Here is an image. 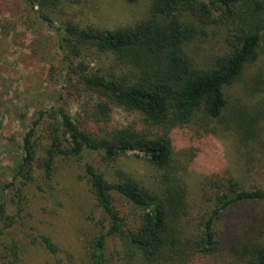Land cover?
<instances>
[{"label":"trees","instance_id":"1","mask_svg":"<svg viewBox=\"0 0 264 264\" xmlns=\"http://www.w3.org/2000/svg\"><path fill=\"white\" fill-rule=\"evenodd\" d=\"M25 1L63 34L66 79L56 106L38 112L25 134L12 182L0 184V264H28L25 248L6 238L15 227L28 247L60 254L51 238L22 223L25 192L38 175L41 184L52 182L64 162H80L87 151L108 163L143 157L153 181L119 169L110 182L82 164L104 218L81 238L80 257L69 253L55 264H264V184L215 180L193 218L170 137L189 125L214 131V124L233 135L247 165L264 166V0H152L147 18L106 31L58 26L49 10L61 0ZM211 27L226 29L227 49L197 66L191 48ZM91 52L111 58L110 67L91 71L84 62ZM65 98L78 103L77 114ZM115 110L131 120L116 123Z\"/></svg>","mask_w":264,"mask_h":264},{"label":"rangeland","instance_id":"2","mask_svg":"<svg viewBox=\"0 0 264 264\" xmlns=\"http://www.w3.org/2000/svg\"><path fill=\"white\" fill-rule=\"evenodd\" d=\"M151 3L152 0H137L132 4L125 0H61L58 6L49 10V15L58 26L72 23L80 29L106 31L133 26L144 20ZM36 10L38 7L34 8ZM225 35V28L211 27L206 39L194 42L191 52L197 66L205 67L212 58L226 51ZM60 38L63 34L59 36L39 22L25 0H0L1 185L12 182V175L22 158L23 138L38 119V112L50 111L63 96L66 65L64 55L58 49ZM84 62L91 71L101 70L110 67L111 58L91 52L86 53ZM64 102L70 115L78 113V103L69 102L67 98ZM113 118L119 124L131 120L120 110L114 111ZM209 128L214 131L184 126L170 136L174 166L186 184L193 218L201 213L203 208L199 207L207 193L214 189L215 180L234 177L249 186L264 184L262 163L247 165L232 134L214 124ZM40 136L46 137L47 134ZM82 164L94 166L110 182L116 180L119 169L144 179L146 183H151L154 177L149 163L134 153L108 163L101 160L100 153L89 151L84 153L80 162H64L52 182L41 184L38 175V182L35 181L25 192L22 223L51 238L60 254L50 258L41 250L28 247L20 227H15L6 238L18 240L25 248L28 264H55L69 253L78 258L84 251L81 238H90L100 230L99 223L104 214L97 206ZM205 207L207 209V204ZM22 231L33 234L27 228ZM109 247L112 249L111 244Z\"/></svg>","mask_w":264,"mask_h":264}]
</instances>
